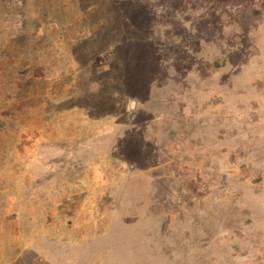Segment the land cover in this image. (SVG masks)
Returning <instances> with one entry per match:
<instances>
[{
  "label": "rangeland",
  "instance_id": "374dc122",
  "mask_svg": "<svg viewBox=\"0 0 264 264\" xmlns=\"http://www.w3.org/2000/svg\"><path fill=\"white\" fill-rule=\"evenodd\" d=\"M0 264H264V0H0Z\"/></svg>",
  "mask_w": 264,
  "mask_h": 264
}]
</instances>
